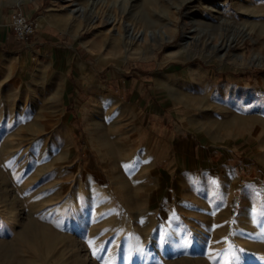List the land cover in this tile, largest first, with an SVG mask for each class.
Here are the masks:
<instances>
[{"label": "rangeland", "instance_id": "1", "mask_svg": "<svg viewBox=\"0 0 264 264\" xmlns=\"http://www.w3.org/2000/svg\"><path fill=\"white\" fill-rule=\"evenodd\" d=\"M43 1L78 52L89 42L117 59L110 68L120 80L89 85L107 93L104 110L86 98L73 108L59 93L62 71L30 39L12 33L0 46V264H264V0ZM129 27L156 36L133 39ZM172 65L232 85L215 96L232 102L226 161L209 153L206 167L182 171L168 137L118 119L113 89L135 79L142 102L152 76ZM198 88L173 80L182 113L173 123L197 120L188 116L197 93L183 92Z\"/></svg>", "mask_w": 264, "mask_h": 264}, {"label": "crops", "instance_id": "2", "mask_svg": "<svg viewBox=\"0 0 264 264\" xmlns=\"http://www.w3.org/2000/svg\"><path fill=\"white\" fill-rule=\"evenodd\" d=\"M47 5L44 4L43 0H33L25 6L21 5L24 14L32 19L35 24V32L30 37V45L39 56L49 58V64L53 68L62 71V85L59 87V93L64 95L65 104L75 108L82 102V99L86 98L88 105L100 104L99 107L93 106L92 108L104 110L106 107L101 101L105 99L107 93L99 89L94 92L95 89L89 87V85H92L94 76L105 78L107 85L111 82L110 78L112 80L116 78L119 81V73L117 75L110 68L117 59L106 51H94L92 43L89 42L85 43L86 46L80 44L83 51L78 52V43L75 38L61 29L65 22L56 13H53L52 7H47ZM12 8L5 10L4 7H0V46L3 44L10 46L12 40L13 32L8 19ZM25 55V53H22L20 60L25 58ZM136 70L141 73L140 69ZM138 71V75L141 76ZM177 71H180V77ZM198 71L196 68H183L180 70L172 65L167 70L160 71L161 73L157 72L156 76H152L155 86L151 92L152 97L150 93H147L148 95L143 97L142 102L138 101L143 91L135 86V79H132L130 83H125L124 86L118 87V89H113L115 93L121 95L122 99V103L118 102V119L128 120L127 126L131 125L132 127H138L141 121L142 123L146 121L147 126L153 132H161V135L164 134L168 137L169 142L175 143L172 151L174 157L182 159L180 164L182 171L203 169L207 166L209 153L217 154L220 152L222 163L227 158L232 157V146L234 145L232 144L234 142V137H232V102H220L219 99L216 100L215 98L220 94L232 93V85H221L218 82L209 85L208 80H205V72ZM63 72H65L64 76ZM124 72L123 70L122 76H124ZM67 75H72L76 83L70 82ZM155 77L159 80L158 82H155ZM174 79L199 87L195 91L184 90L183 92L188 95L197 93L196 98L200 104H197L196 107L190 105V109L194 113L190 112V115H188L196 116L197 120L193 123L190 120H182L181 125L170 120L175 115L178 118L182 117V113L175 107L173 103L175 99L171 95ZM157 83L163 85L157 87ZM153 93H158L159 99ZM69 95L72 96L69 97ZM124 95H130V100L123 99L125 98ZM149 99L150 101H148ZM205 100L209 103L206 106L207 113L204 105H201ZM226 100L229 99L226 98ZM140 110L145 111L142 112L145 114L138 115ZM167 113L170 114L169 117H167ZM132 133H134V129ZM228 175L232 177V173H228Z\"/></svg>", "mask_w": 264, "mask_h": 264}, {"label": "built area", "instance_id": "3", "mask_svg": "<svg viewBox=\"0 0 264 264\" xmlns=\"http://www.w3.org/2000/svg\"><path fill=\"white\" fill-rule=\"evenodd\" d=\"M10 27L15 39L26 43L35 32L34 21L28 18L19 5H15L10 13Z\"/></svg>", "mask_w": 264, "mask_h": 264}, {"label": "bare ground", "instance_id": "4", "mask_svg": "<svg viewBox=\"0 0 264 264\" xmlns=\"http://www.w3.org/2000/svg\"><path fill=\"white\" fill-rule=\"evenodd\" d=\"M20 1V0H19ZM152 2V1H151ZM78 9L82 12L83 10H82V8L81 7H78ZM78 10V11H79ZM142 18V17H141ZM111 21H113L114 20V17H111V19H110ZM147 23V22H146ZM127 34H128V36L129 37H131V38H133L134 39V37H138L140 40H144L145 39V37H148V36H152V38H154V36H156V33H154L153 31H143V30H139V31H137V32H133V30H132V27H129L128 28V30H127ZM163 34H165V32H164V30H161V31H158V36L160 37V36H162ZM168 36V35H167ZM162 38H163V36H162ZM182 40H183V43H187L188 42V37H185V38H182ZM228 47H229V45H226L225 47H223V49H224V51L225 50H227L228 49ZM254 58L255 59H257V60H262V57L261 56H258V55H255L254 56ZM127 59V58H126Z\"/></svg>", "mask_w": 264, "mask_h": 264}]
</instances>
